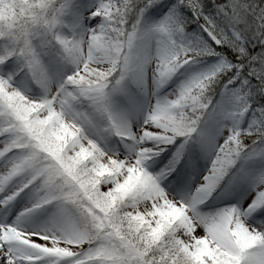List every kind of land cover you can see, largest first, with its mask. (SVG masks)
Returning a JSON list of instances; mask_svg holds the SVG:
<instances>
[{
    "label": "snow or ice",
    "instance_id": "obj_1",
    "mask_svg": "<svg viewBox=\"0 0 264 264\" xmlns=\"http://www.w3.org/2000/svg\"><path fill=\"white\" fill-rule=\"evenodd\" d=\"M0 264H264V0H0Z\"/></svg>",
    "mask_w": 264,
    "mask_h": 264
},
{
    "label": "rangeland",
    "instance_id": "obj_2",
    "mask_svg": "<svg viewBox=\"0 0 264 264\" xmlns=\"http://www.w3.org/2000/svg\"><path fill=\"white\" fill-rule=\"evenodd\" d=\"M79 1V6H81V8L84 11H87L86 7L89 6L88 2L91 3H96L97 0H76ZM82 1H84V3H81ZM153 19H158V17H153ZM96 23V18H93L89 21H87L88 26H92ZM78 31L82 32V29H78ZM131 86V85H130ZM128 87V89L123 93V94H118L117 97V101H118V105L117 108L119 110L122 111H133L136 112V115L130 119V123H132L133 125H137L139 123L143 122V112H146L147 110V103H146V96L150 95V88H151V81L150 78L148 80V84L147 86L144 87V89H133L131 87ZM172 87V85H168L165 88L161 89L160 91H162V93L166 94L169 89ZM162 93H160V95H162ZM155 102V98H152V103ZM103 122V121H101ZM119 141V137L116 136H108L107 137V142L108 145L111 147L114 145V143ZM130 142V141H129ZM131 143V142H130ZM129 143V144H130ZM122 147V146H121ZM127 151V149H126ZM210 166V162L209 160L201 155V157L195 161V166L190 168L187 166L186 170L189 172L190 174V182L194 185L200 175L206 171L207 167ZM234 195H238L240 197L241 200L246 198V192L244 189H238L236 193H234ZM229 199H232V197H229ZM235 202V201H234ZM209 203H211V201H209ZM222 206V205H219ZM213 208H207L205 209V211H210V210H214Z\"/></svg>",
    "mask_w": 264,
    "mask_h": 264
},
{
    "label": "bare ground",
    "instance_id": "obj_3",
    "mask_svg": "<svg viewBox=\"0 0 264 264\" xmlns=\"http://www.w3.org/2000/svg\"><path fill=\"white\" fill-rule=\"evenodd\" d=\"M44 213H45V212H41V213H39L38 215H39L40 217H42V218H43V217H46V216L44 215Z\"/></svg>",
    "mask_w": 264,
    "mask_h": 264
},
{
    "label": "trees",
    "instance_id": "obj_4",
    "mask_svg": "<svg viewBox=\"0 0 264 264\" xmlns=\"http://www.w3.org/2000/svg\"><path fill=\"white\" fill-rule=\"evenodd\" d=\"M66 35H69V34H66ZM70 35H71V34H70ZM70 35H69V36H70Z\"/></svg>",
    "mask_w": 264,
    "mask_h": 264
}]
</instances>
